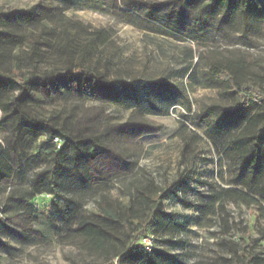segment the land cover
I'll use <instances>...</instances> for the list:
<instances>
[{
    "label": "rangeland",
    "instance_id": "rangeland-1",
    "mask_svg": "<svg viewBox=\"0 0 264 264\" xmlns=\"http://www.w3.org/2000/svg\"><path fill=\"white\" fill-rule=\"evenodd\" d=\"M123 1L159 4L168 0H86L81 6H67L61 0H0V30L5 28L3 16L14 12L46 17L42 24L22 29L20 43H0V151L11 152L12 158L21 161L35 152L27 143L30 140L25 128L13 118L17 107L44 120L61 115L62 121L72 118L75 123L79 116L88 115L102 121V126L140 119L132 117L133 110L100 106L89 92L44 105L48 99L35 85L39 78L76 73L81 65L90 74L103 75L109 83L138 81L133 83L137 89L163 83L172 94L159 99V112L142 119L151 126L166 127L174 136L157 134L135 143H115L116 152L139 157L142 172L137 179L114 183L108 194L121 207L128 206L130 184L143 180V172L162 188L175 184L165 211L175 216L179 227L154 244L176 262L160 264H236L235 251L254 248L253 240L262 239L264 219L256 210L238 208L234 203L215 218H206L204 206L211 195L233 188L236 171L208 136L214 119L204 118V110L218 100L230 105L231 98H221L207 85L205 59L244 58L254 70L264 73V31L245 37L232 27L217 24L207 34L200 27L195 29L200 31L199 45L179 41L130 25L120 5ZM187 25L195 28L190 18ZM17 79L31 84L25 87ZM23 92L28 95L20 101ZM39 143L51 147L46 135ZM4 159L11 163L10 158ZM37 171H30L25 182L0 186V264L103 263L101 256L92 254L72 234L76 221H72L69 210L64 212V197L72 194L37 197L35 210L18 217L9 209L10 194L26 191ZM98 214L92 197L85 195L80 217L95 218ZM257 251L264 254V241Z\"/></svg>",
    "mask_w": 264,
    "mask_h": 264
},
{
    "label": "trees",
    "instance_id": "trees-1",
    "mask_svg": "<svg viewBox=\"0 0 264 264\" xmlns=\"http://www.w3.org/2000/svg\"><path fill=\"white\" fill-rule=\"evenodd\" d=\"M61 1L67 6H81L86 2ZM120 5L127 12L130 25L198 45L199 32L207 34L217 24L232 27L245 37L264 31V0H168L159 4L123 1ZM3 17L5 28L0 30V43L11 45L20 43L19 32L27 25L42 24L46 18L27 12ZM188 18L195 28L188 27ZM199 27L200 31L195 30ZM205 67L207 85L216 89L221 98H231L230 105L218 100L204 110V118L214 119L208 126V136L221 147L236 171L233 188L211 195L210 202L204 206L206 218H215L229 203H234L238 208L256 210L258 217L264 219V73L254 70L244 58H206ZM103 77L86 72L80 65L76 73L45 76L35 85L48 99L42 102L44 105L69 96L82 97L89 92L100 106L133 110L132 117L137 115L140 119L102 126V121L88 115L79 116L75 123L72 118L62 121L61 115L44 120L17 107L13 118L25 128L30 140L27 143L34 146L35 152L21 161L18 157L12 158L11 152L0 151V186L19 180L25 182L30 171H39L29 180L26 191L14 190L10 194L8 207L18 217L35 210L33 202L37 197L62 192L72 194L64 197V212L69 210L72 221L77 224L72 234L92 254L104 259L101 264L176 262L172 256L158 251L154 244L159 237L164 238L179 227L175 216L165 211V202L174 195L175 184L162 188L143 172V180H133L130 184L128 206L121 207L108 194L114 183L137 179L142 172L138 168L139 157H125L116 152L115 143H135L157 134L174 136L166 127H154L142 119L159 112V99H167L171 90L163 83L137 89L133 83L138 81L109 83ZM17 80L25 87L31 84ZM26 95L23 92L19 100L23 101ZM44 135L51 147L45 148L44 143H39ZM7 157L11 163L4 159ZM87 194L100 212L95 218L80 217ZM145 239H151L150 249ZM160 241L172 244L170 240ZM262 241L264 235L261 240H253L254 248L235 251L236 264H264V254L257 251Z\"/></svg>",
    "mask_w": 264,
    "mask_h": 264
},
{
    "label": "built area",
    "instance_id": "built-area-1",
    "mask_svg": "<svg viewBox=\"0 0 264 264\" xmlns=\"http://www.w3.org/2000/svg\"><path fill=\"white\" fill-rule=\"evenodd\" d=\"M56 142H57V140H56ZM146 241H149L150 242V244L147 246L146 245ZM144 243H145V245L147 246V249H150V246H151V239H145L144 240Z\"/></svg>",
    "mask_w": 264,
    "mask_h": 264
}]
</instances>
